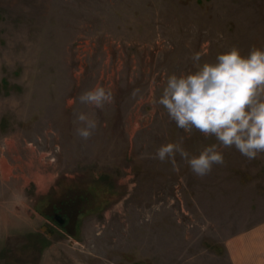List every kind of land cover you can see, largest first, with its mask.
<instances>
[{
  "label": "rangeland",
  "instance_id": "374dc122",
  "mask_svg": "<svg viewBox=\"0 0 264 264\" xmlns=\"http://www.w3.org/2000/svg\"><path fill=\"white\" fill-rule=\"evenodd\" d=\"M254 45L264 0H0V264H232L227 238L264 218V154L226 149L202 179L151 156L185 136L157 103L165 74ZM96 85L102 111L78 101Z\"/></svg>",
  "mask_w": 264,
  "mask_h": 264
},
{
  "label": "clouds",
  "instance_id": "9594fccd",
  "mask_svg": "<svg viewBox=\"0 0 264 264\" xmlns=\"http://www.w3.org/2000/svg\"><path fill=\"white\" fill-rule=\"evenodd\" d=\"M193 69L165 74L157 103L169 120L185 136L177 142L162 144L151 158L175 165L177 155L198 178L211 174L214 166L224 164V151L235 149L249 161L264 154V47L252 46L243 54L231 46L214 60L202 61V54L190 57ZM139 92L136 89L133 95ZM78 101L90 110H103L114 102L113 92L101 85L83 91ZM75 134L90 139L98 128L94 111H81L73 121ZM193 131L214 142L198 154L190 153L184 140Z\"/></svg>",
  "mask_w": 264,
  "mask_h": 264
},
{
  "label": "crops",
  "instance_id": "0c3cea01",
  "mask_svg": "<svg viewBox=\"0 0 264 264\" xmlns=\"http://www.w3.org/2000/svg\"><path fill=\"white\" fill-rule=\"evenodd\" d=\"M227 239L232 264H264V218Z\"/></svg>",
  "mask_w": 264,
  "mask_h": 264
},
{
  "label": "flooded vegetation",
  "instance_id": "af4514ba",
  "mask_svg": "<svg viewBox=\"0 0 264 264\" xmlns=\"http://www.w3.org/2000/svg\"><path fill=\"white\" fill-rule=\"evenodd\" d=\"M53 217H54L55 219H57V220H61V221L64 220V217H61V216L58 215L57 213H55V214L53 215Z\"/></svg>",
  "mask_w": 264,
  "mask_h": 264
}]
</instances>
